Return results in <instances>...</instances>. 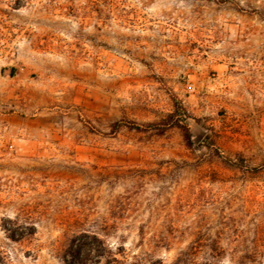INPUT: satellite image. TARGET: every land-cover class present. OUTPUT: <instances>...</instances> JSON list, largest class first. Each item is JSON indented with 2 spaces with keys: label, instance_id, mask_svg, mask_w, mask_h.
I'll return each instance as SVG.
<instances>
[{
  "label": "rangeland",
  "instance_id": "rangeland-1",
  "mask_svg": "<svg viewBox=\"0 0 264 264\" xmlns=\"http://www.w3.org/2000/svg\"><path fill=\"white\" fill-rule=\"evenodd\" d=\"M181 252L264 264V0H0V264Z\"/></svg>",
  "mask_w": 264,
  "mask_h": 264
},
{
  "label": "trees",
  "instance_id": "trees-1",
  "mask_svg": "<svg viewBox=\"0 0 264 264\" xmlns=\"http://www.w3.org/2000/svg\"><path fill=\"white\" fill-rule=\"evenodd\" d=\"M175 115H176L175 113H172L166 119H163V120H161L159 122H151V123L145 124V127L130 126V128L131 129H136L138 131H143V132L154 131L158 135H163L169 128L178 127L183 132L184 139L187 142V144L191 145L190 129L188 128L187 125L181 124L178 121H174ZM117 125L118 124L116 123L114 125V128ZM187 255L188 254L186 252L185 253L181 252V256H180L181 258L179 257V260L181 262H185V264H186L188 262ZM211 264H217V263H211ZM235 264H243V263L237 261V262H235Z\"/></svg>",
  "mask_w": 264,
  "mask_h": 264
},
{
  "label": "water",
  "instance_id": "water-1",
  "mask_svg": "<svg viewBox=\"0 0 264 264\" xmlns=\"http://www.w3.org/2000/svg\"><path fill=\"white\" fill-rule=\"evenodd\" d=\"M204 134H205L204 132H200V133L193 135L194 144H197L199 140L204 136Z\"/></svg>",
  "mask_w": 264,
  "mask_h": 264
}]
</instances>
